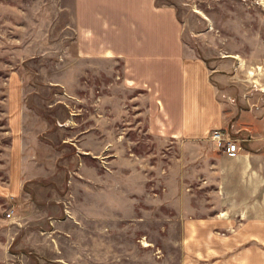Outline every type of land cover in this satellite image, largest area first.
I'll return each mask as SVG.
<instances>
[{
	"label": "rangeland",
	"instance_id": "1",
	"mask_svg": "<svg viewBox=\"0 0 264 264\" xmlns=\"http://www.w3.org/2000/svg\"><path fill=\"white\" fill-rule=\"evenodd\" d=\"M156 2L175 8L186 51L230 76L231 98L264 107V0ZM73 12V0H0L1 180L18 104L27 159L21 196L1 202L0 264H239L255 246L244 226L185 224L221 202L203 183L217 162L195 157L206 145L150 135L120 62L78 57Z\"/></svg>",
	"mask_w": 264,
	"mask_h": 264
},
{
	"label": "crops",
	"instance_id": "2",
	"mask_svg": "<svg viewBox=\"0 0 264 264\" xmlns=\"http://www.w3.org/2000/svg\"><path fill=\"white\" fill-rule=\"evenodd\" d=\"M73 9L78 57L120 62L123 85L143 97L148 133L199 146L204 143L206 151L195 157L217 162L203 179L208 183L212 178L213 191L222 194L220 204L213 205L217 211L191 217L185 224L207 229L215 224L244 226L241 239L254 240L255 246L244 247L239 264H263V102L246 92L238 101L231 98L230 76L186 51L183 26L172 6L156 0H73ZM19 106L9 110L14 136L7 152V178L0 177V206L6 197L15 202L23 192L27 159L18 134ZM216 129L235 135L239 147L235 153L212 140ZM200 233L188 232L186 239L198 240Z\"/></svg>",
	"mask_w": 264,
	"mask_h": 264
},
{
	"label": "built area",
	"instance_id": "3",
	"mask_svg": "<svg viewBox=\"0 0 264 264\" xmlns=\"http://www.w3.org/2000/svg\"><path fill=\"white\" fill-rule=\"evenodd\" d=\"M212 140H215L218 147L225 148L229 153H235L239 147L235 140L230 138V135L224 130H213L211 134ZM13 210L6 213L7 217H11Z\"/></svg>",
	"mask_w": 264,
	"mask_h": 264
}]
</instances>
